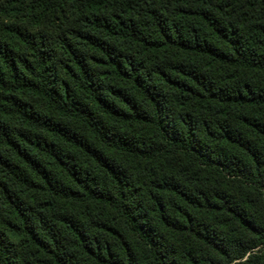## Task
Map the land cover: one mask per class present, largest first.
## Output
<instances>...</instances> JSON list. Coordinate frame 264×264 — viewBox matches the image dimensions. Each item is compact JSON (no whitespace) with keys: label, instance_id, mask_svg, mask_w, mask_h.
<instances>
[{"label":"trees","instance_id":"obj_1","mask_svg":"<svg viewBox=\"0 0 264 264\" xmlns=\"http://www.w3.org/2000/svg\"><path fill=\"white\" fill-rule=\"evenodd\" d=\"M0 264H264V0H0Z\"/></svg>","mask_w":264,"mask_h":264}]
</instances>
